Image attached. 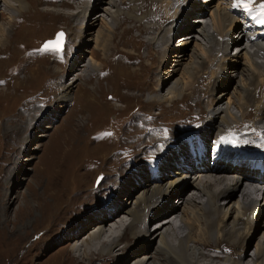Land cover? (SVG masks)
<instances>
[{"label":"rangeland","instance_id":"obj_1","mask_svg":"<svg viewBox=\"0 0 264 264\" xmlns=\"http://www.w3.org/2000/svg\"><path fill=\"white\" fill-rule=\"evenodd\" d=\"M27 1L26 8L12 14L0 6V24L10 26L8 41L5 45H0V264H109L108 255L104 260L100 254L91 256L89 260H81V253L72 250L75 244L80 246L81 242L77 243L78 240L72 244H65V241L61 245L56 243V246L49 240L46 241L45 246V242L42 243L40 237L43 233L51 235L49 232L56 227L57 222L61 218L70 216V209L76 218L88 215L89 206L95 205L98 201V190L108 196L109 190L121 186L132 164L141 162L144 165L152 158L158 159L161 157V151L164 152L171 143L179 141L183 134H187L181 129L197 123L204 115L206 119L205 110L212 105L211 100L214 98L211 97L210 86L213 82L212 73L215 65L211 63L207 66V70L193 78L195 81L185 75V67L192 61L191 52H199L203 47L200 46L203 41L199 36L197 37L199 41L197 39L186 45L180 44V38L187 35L189 30L173 34L172 37L167 35L168 39H164L160 47L154 43L155 34L173 20L168 19L172 18L170 14L174 15L176 9L178 12L181 8L184 10L186 4L180 9L173 4L174 6L157 10L155 6L157 3L153 4L151 0H124L126 4L122 6L121 15L117 20H113L104 10L114 9L104 3L96 10L91 21L92 17L90 15L85 17V13L82 18L79 17L80 19H73L71 16L83 9L82 3L78 0V3H75V0ZM169 1L171 0H165V2ZM72 2L74 4L69 5L70 7L63 4ZM203 4L205 5V2ZM213 7L223 8L225 3L222 4L221 0H212L209 8ZM210 9L205 13V17H201L202 14L191 16L189 20L192 26L200 25V22L195 20H205V22L207 20L212 29ZM165 13L169 15H165L161 20ZM242 17L240 16L239 19L242 20ZM87 24L94 33L110 31L112 41L106 52L92 42L86 48L80 49V51L84 50L85 54L82 52H80L82 55L76 54V59L83 56L82 67L70 73L69 69L72 67V59L77 49L73 33ZM59 29L65 32L63 50L40 48L42 41L45 38H52ZM220 33L221 31H218L215 34L218 36ZM238 36L236 33L233 37L237 44L233 42L227 52L219 53L218 59L224 60L226 64L240 60L241 68L244 65L249 66L250 63L237 46L242 43L237 39ZM185 40L189 41V37L183 42ZM169 43L171 51L165 56L163 50ZM244 43L243 45L246 46ZM180 48L185 51L184 64L176 67L174 79L181 81L183 90L180 98L172 100L169 98L171 95L162 85L169 82L171 76L169 73L172 67L176 66L177 60L173 57L175 53L173 49ZM89 64L93 68H89L86 72ZM200 72L198 71V74ZM263 73L264 71L262 75L259 73L260 79H264ZM233 77L236 79L226 92L224 104L231 105L230 111L241 116L232 105L230 93L238 89V79L245 80L246 77L236 73ZM66 81L67 83L75 81L70 96L58 107L56 114L48 118L50 109L57 104L59 88ZM92 96L95 102H92ZM262 97L264 91L258 92L254 105L248 107L245 116L236 117L250 124L247 129L242 126L238 132L235 131V127L239 126V123H236L234 128L230 126L224 128L221 136L218 130H215L216 138L221 139L228 131L230 134L236 133L238 142H241V137L246 136L249 138L248 144L257 146L264 138L257 137L262 133H255L258 130L253 126L254 123L257 124L254 119ZM199 112L201 115H197ZM194 132L201 133L202 130L199 127L198 130L189 133ZM250 135L256 137L250 138ZM238 137L240 139H237ZM125 141L130 143L126 142V144ZM92 145L95 148L91 147ZM57 159L61 164H58ZM88 170H91L90 174ZM195 173L197 172L189 174L191 177L189 181H193L198 176ZM106 175L109 178H106ZM244 183L226 199L222 207L223 214H227V218L232 216L233 212L236 215H243L237 208L241 194L254 188ZM93 185L95 189H99L93 192L90 199L86 197L87 190ZM193 191L194 188L189 185L184 191L185 197L192 199ZM81 192H84L82 200L75 202L71 207V198ZM255 196L258 198V203L249 204L246 211L248 217L255 212L253 220L256 225L255 227L252 225L254 228L246 237L249 240L247 252L250 254V257L246 256V264H253L256 245L264 234V191ZM173 199L179 204L176 211L155 216L153 224L146 228L153 230L154 225L170 218L174 223L178 222L173 216H182L184 204L181 202L182 199L176 197ZM39 200L41 207L38 209L36 206ZM85 200H90L88 202L91 204L83 205ZM198 203L196 206L199 205ZM27 204L30 208L35 207L34 212L21 218V212L25 211ZM121 215L123 221L129 220L124 214ZM247 216L243 219L246 224L239 231L240 238L250 227L252 218L247 220ZM192 217L188 220L192 221ZM106 225L109 230L111 224ZM48 229L50 231H47ZM91 229L92 227L84 230L83 240ZM182 232L188 233V229ZM124 241H130L128 245L132 248L134 242L131 237ZM196 244L199 247L201 245L198 242H195ZM215 244L219 245L220 242L216 239ZM220 246L221 248L228 246V252L230 250L232 252L234 248L227 241L222 242ZM119 248L120 246L117 251ZM203 251L208 256L220 255L218 257L221 259H233L231 252L228 254L221 251L222 254H219L220 251H212L210 247ZM136 256L149 261L163 258V254L157 255L153 247L139 252ZM210 260L212 259L209 257H201L198 262L199 264L228 263L223 260L212 263ZM121 261L122 259L110 264H119ZM173 263V259L163 260V264Z\"/></svg>","mask_w":264,"mask_h":264},{"label":"bare ground","instance_id":"obj_2","mask_svg":"<svg viewBox=\"0 0 264 264\" xmlns=\"http://www.w3.org/2000/svg\"><path fill=\"white\" fill-rule=\"evenodd\" d=\"M78 1L82 3L81 7H83V9H80L71 16H73V19H80L85 13V17L89 15L92 17H89L91 21H93V15L96 10L101 8V5L104 3L109 4L114 9L113 11L109 9L104 10L108 17L113 20L118 19L122 12V6L126 4L124 0ZM180 1L181 0H171L165 2V0H151L153 4L157 3L155 5L157 10L162 7L168 8L175 3L178 4L177 6L180 9L182 7L179 6ZM211 1L212 0L205 2L203 6L202 3L199 4L196 0H191L184 5V10H181V8L178 12V9L175 8V14H170L172 18L167 17L173 20L170 21L167 26L159 30L160 32L154 36V43L159 47L163 45L162 41L167 38V35L171 34L172 37L173 34L175 35L187 30H189V33L183 36V38H180V44L185 43L186 45L197 39L199 41L200 39L197 38L198 36L203 41V43L200 44V46H203L201 51L191 52L192 61L187 64L184 70L185 75L193 79L204 72L205 69L207 70V66L211 63L213 66L215 65V70L212 73L213 82H211L210 86V93L212 92L211 97L213 96L214 98L211 100L212 105L205 110V113H207L206 119L204 125L200 126L202 132H187V134H183L179 141L171 143L164 152L161 151V157L158 159L152 158L144 165L141 162L132 164L128 174L123 178L120 187L109 190L108 196L102 194V191L98 190V201L95 205L92 204L89 206V214L85 217L81 216L76 218L72 215V209H70V216L61 218L57 222L56 227L49 232L51 235L46 233L41 235V242H45V246L46 241L49 240L54 243L53 245L56 243L61 245L64 241L65 244H72L74 241L77 242L78 240L77 243L81 242L80 246L75 244L72 250L81 253V260H89L91 256L99 254L104 260V257L108 255L110 256V259L108 258L109 264L117 260L120 261L121 259L122 261L119 264H163V260L165 259H173V264H199L198 261L201 257L211 258L212 260L210 261L212 263L223 260L229 264H246V256L249 255L250 257V254L247 252L249 240L246 237L251 234L250 230L256 226L255 221L251 219L250 216L248 217L246 215V211L247 207L249 208V204L258 203V198H256L255 195H259L264 191V138L261 142H258L257 146H252L248 144L249 138L246 136L241 137V142H238L236 140V133L230 134L227 131L223 134L221 139H217L214 131L222 130V132H224L223 129L226 127L228 128L231 121L236 122L238 120L236 119L238 115L230 111L231 105L224 104V98L227 95L226 92L229 90L230 84L234 83L236 79V77L235 79L233 77L234 73L246 77L245 80L238 79V89L230 93L232 94L231 101L233 107L240 112L241 116L238 117H244L248 107L254 105L253 103L256 101L257 93L264 91V79L258 77L261 76L264 71V55H261V53H264V0H221L222 4L225 3V7H213L210 9L209 5ZM75 3H78L77 0H75ZM63 4L65 6H72L74 2L71 4ZM0 6H3L2 8L7 9V11L12 14L13 12H19L26 8L28 6V1L0 0ZM208 9H210L209 12L211 13L212 29H210L211 25L207 20L206 22L205 20H195L196 22H200V25L197 26L194 24L192 26L189 18L193 15L201 14V17H205V13ZM165 15L167 16L169 14H163L161 20L165 18ZM240 16H243L242 20L239 19ZM88 26V24L87 26L83 25L79 30L73 33V39L77 44V49L72 59V67L69 69L70 73L78 70L81 63H83V56L76 59V54H85L84 50L80 51V49L86 48L92 42L93 44L95 43L99 49L106 52L112 41L110 31H97L94 33ZM9 27L8 24H0L1 46L5 45V42L8 41ZM212 30L215 33L221 31V33L218 34V36H220H216ZM236 33L239 35L237 37L239 42L242 41V43L237 46L241 49V54H244L246 58H248L250 63L249 66L244 65V67L240 68V60H235V63L226 64L224 60L221 61L218 59V54L227 52V49L230 48V43L235 42V44H237L236 40H233ZM188 37L189 41L185 40V42H183L184 39ZM243 42H250L251 45L244 46ZM173 50V52H175L173 57L177 60L176 63L174 62L176 66H171L172 71L169 73L171 75L168 80L169 82L163 83L164 85L162 86L163 89H166L171 95L169 97L170 99L177 100V98L181 97L183 88L181 86V81L174 79V76L177 71L176 67L182 65L184 61L185 51L183 52V48ZM163 51H165V56L168 55V51H171L170 43ZM80 52H82V54ZM93 56L97 57L95 53ZM89 68L92 69L93 67L89 64L86 72ZM198 71L201 72L198 74ZM258 71L261 75H259ZM190 79L188 78V80ZM193 80L195 81V79ZM74 83L75 81L69 83L66 81L61 84L59 94L57 95V104L54 108L50 109L49 114H47L49 115L48 118L54 116L58 111V107L69 98ZM185 89H187V87ZM91 100L95 102L94 96H92ZM213 104L215 105L213 106ZM254 121L264 123V97H262L260 106L256 110ZM236 128L237 127H235V129ZM184 133L186 132L184 131ZM255 133H258V131ZM126 142L127 141H125V143ZM93 146L94 145L91 147ZM142 155L144 156L143 153ZM57 162L61 164L60 160ZM194 170H198L196 171L197 173H195L196 175L198 174V176H196L193 181H189L191 178L189 174ZM90 172L91 170L89 174ZM257 173H262L263 176ZM13 177L15 178V176ZM106 178H109L108 175H106ZM243 182H245L244 184H250L249 186H254V188L251 187V190L242 192L241 199L240 201L238 200L239 205L237 208L239 211L241 210L240 212L243 215H236L233 212L232 216L227 218V214H223L222 207H224L223 205L226 199L239 190V186L241 187ZM258 184H260V186H257ZM189 185L194 188V197L192 199L185 197L184 191ZM97 189H95L93 185L92 188L87 190L88 195L86 197L91 199V195ZM75 196L76 197L71 198V207L75 202L82 200L84 192L79 193L78 196L76 194ZM174 197L182 199L181 202L184 204L181 212L182 216H173L178 222L174 223L170 220L172 218H170L154 225L153 230L152 228H146L153 224V218L155 216L176 211L179 204H176V201L173 199ZM88 201L90 200H85L83 205L91 204V202ZM197 202H199L198 206H196ZM40 207L41 202L39 200L36 208L39 209ZM34 209L35 207L30 208L27 204L25 211L21 212V218L31 215ZM150 213L152 215H150ZM121 214H124L129 220L127 222L126 220L123 221ZM245 216H247V220L251 219L250 227L240 238L239 231L244 224H246L243 220ZM117 217L119 218L117 219ZM146 217H150V220L146 225H143ZM190 217L193 218L192 221H189ZM108 223L111 224L109 230L106 228L108 227L106 225ZM90 227H92V229L87 232V236L83 240L82 234L84 230H88ZM185 229H188V233L182 232ZM47 231H50V229ZM192 231H194V233ZM130 237L134 242L133 246H131L132 248H129L128 245L130 241H124L126 238L129 239ZM216 239L220 244L227 241L234 246L233 251L231 252L230 250L233 259H221V257H218L219 255L208 256L206 255L207 253H204L203 250L209 247L221 249L220 244L214 245ZM195 242L201 244L200 247L199 245L197 246V244L195 245ZM209 243H211V245H207ZM123 244L124 247H122ZM119 246L120 248L117 251ZM201 246H203V248ZM152 247L157 255L163 254V258L160 257L159 260H152V258V261H149V259H139L138 256H136L139 252ZM134 256H136L135 259ZM252 263L264 264V234L256 245Z\"/></svg>","mask_w":264,"mask_h":264},{"label":"water","instance_id":"obj_3","mask_svg":"<svg viewBox=\"0 0 264 264\" xmlns=\"http://www.w3.org/2000/svg\"><path fill=\"white\" fill-rule=\"evenodd\" d=\"M64 33L59 31L56 33L55 37L52 39H45L42 47L43 48H56L61 50L63 48Z\"/></svg>","mask_w":264,"mask_h":264}]
</instances>
